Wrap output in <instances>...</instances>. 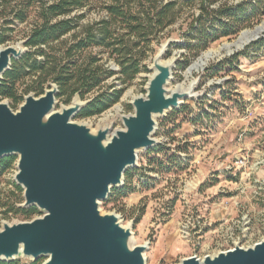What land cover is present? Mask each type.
Returning <instances> with one entry per match:
<instances>
[{"label": "rangeland", "instance_id": "1", "mask_svg": "<svg viewBox=\"0 0 264 264\" xmlns=\"http://www.w3.org/2000/svg\"><path fill=\"white\" fill-rule=\"evenodd\" d=\"M260 1L259 10H262L264 0ZM108 2L90 0L87 8L74 12L70 18L84 14L79 29L103 20ZM187 10L183 12L184 18L192 13L187 14ZM28 12L24 23L13 20L11 15L1 18L0 34L4 43L0 48L26 41L38 19L37 5ZM5 21L9 25H4ZM258 28H262L259 39L255 38L244 49H232V54L221 50L235 43L243 32ZM173 30L171 40L182 45L177 26ZM63 41L68 45L73 42L71 35L55 42L54 56L59 55ZM166 42L154 43L145 60L138 54L140 48L133 52L132 65L139 62L140 73L125 86L119 81L121 68L111 58L110 51L100 54L103 51L100 47L84 51L80 61L88 62L90 55L97 56L101 59L99 65L115 73L108 79L103 74L102 91H95L85 99L97 96V92L111 94V87L123 89V94L104 113L91 117L78 114L72 122L96 132L112 113L109 123L113 132L122 130L121 116L132 115L133 99L146 96L147 84L154 73L151 71L154 58ZM205 52H214V59L203 71L187 78L189 66ZM185 53L188 51L174 46L165 56L167 63L176 60L168 89L171 92L180 87L188 93L194 88L196 97L157 120L153 138L159 145L139 153L137 169H131L130 178L124 180L131 188L113 189L109 199L99 206L103 215L114 214L123 227H131L133 247L148 245L146 264H180L192 256L203 259L232 250L236 244L248 248L264 240V16L237 36L223 37L209 44L188 66L181 58ZM33 59L42 60L38 55ZM222 61H227L222 71L206 73V68ZM24 66L26 62L15 64L18 70ZM34 81L35 77H23L16 84L18 96L27 97ZM48 86L49 83L44 89ZM70 93L68 90L58 97L56 111L69 106ZM0 101L12 109L15 107L8 98L0 97ZM22 104L13 111L17 112ZM16 172L17 159L8 169L0 168V229L5 223L29 222L43 215L35 212L28 217L31 208L21 207L24 191L14 181ZM19 260L20 264L31 263L25 258Z\"/></svg>", "mask_w": 264, "mask_h": 264}, {"label": "water", "instance_id": "2", "mask_svg": "<svg viewBox=\"0 0 264 264\" xmlns=\"http://www.w3.org/2000/svg\"><path fill=\"white\" fill-rule=\"evenodd\" d=\"M259 39V38H258ZM169 39L154 58L146 96L133 99L134 113L121 116L122 130L111 126L93 132L73 123L91 102L75 97L56 111L58 87L50 84L44 95L25 97L17 112L0 101V160L17 158L14 181L24 191L23 209L43 214L29 222L3 224L0 261L20 258L42 264H146L148 245L132 246V229L114 214L99 209L124 175L138 167V155L159 145L153 138L157 120L193 99L190 92L170 93L176 60L165 62ZM26 41L0 48V84L12 61L21 59ZM180 264H264V240L248 248L203 259L192 256Z\"/></svg>", "mask_w": 264, "mask_h": 264}, {"label": "trees", "instance_id": "3", "mask_svg": "<svg viewBox=\"0 0 264 264\" xmlns=\"http://www.w3.org/2000/svg\"><path fill=\"white\" fill-rule=\"evenodd\" d=\"M89 2L90 0H0V21L2 17L11 15L13 20L24 23L29 17V9L35 4L38 9L37 22L26 38L28 52L21 59L12 61L10 70L1 81L0 97L12 100L16 107L25 99L18 96L16 84L23 77H35L36 81L29 87L27 94L35 92L37 94L33 95L40 97L45 93L46 84H55L59 90L57 99L70 90L68 105L75 97L82 101L91 100L79 115H100L120 101L123 89L111 87V94L99 93L104 81L102 75L108 79L115 73L99 65L101 59L97 56L90 55L88 62L80 61L79 57L87 49L100 47L103 49L100 54L110 51L111 58L121 68L119 81L125 86L140 73L139 62L132 65L133 52L140 48L138 54L145 60L154 43L160 44L162 40L171 39L174 27L177 26L183 42L182 45L176 42L171 44L166 56L174 46L187 50L188 53L181 54V58L185 61V66H188L209 44L223 37L237 36L264 16V8L259 10L262 5L260 0H242L236 3L229 0H109L105 7V19L79 29V22L84 14L70 17L74 12L87 8ZM185 10L188 11L187 14L192 11L186 18L183 15ZM4 25L9 23L5 21ZM67 35H71L73 42L68 45L63 41L61 45L64 49L59 51L57 57L54 56L52 45L59 43ZM3 43L0 34V45ZM32 50L35 51L34 54ZM36 55L42 60L33 59ZM238 56L240 54L235 55L232 60H236ZM17 62H26V66L18 70L15 67ZM225 63L227 61L211 65L205 71L219 73ZM95 91H99L97 96L85 99V96ZM155 148L157 147L152 149ZM14 159L17 158L0 160V168L8 169ZM129 174L130 170L125 173L124 180ZM128 188H131V184L124 183L122 189ZM35 212H39L38 209L31 208L27 212L28 217ZM0 264H20V260L11 263L0 261ZM30 264L42 263L31 261Z\"/></svg>", "mask_w": 264, "mask_h": 264}, {"label": "bare ground", "instance_id": "4", "mask_svg": "<svg viewBox=\"0 0 264 264\" xmlns=\"http://www.w3.org/2000/svg\"><path fill=\"white\" fill-rule=\"evenodd\" d=\"M262 28H258L255 31H245L243 32L238 39L232 45H225L221 50L225 51L228 54H232L234 50L244 49L245 46L249 45L251 42L258 39ZM215 53L214 52H205L202 54L196 61H194L186 71V77H192L194 74L203 71V69L207 66V64L214 59ZM192 86V84H191ZM194 87V86H193ZM173 89V88H172ZM185 89V88H184ZM189 90V89H188ZM170 91V90H169ZM179 92L184 93L181 91L180 87L172 90L170 93ZM118 111V108H116ZM112 113H109L108 116L103 120L102 128H106L110 126V119L112 118ZM100 121V120H99ZM102 122V121H101Z\"/></svg>", "mask_w": 264, "mask_h": 264}]
</instances>
